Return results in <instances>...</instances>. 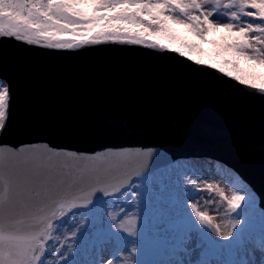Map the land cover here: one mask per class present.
<instances>
[{
	"label": "snow or ice",
	"instance_id": "obj_1",
	"mask_svg": "<svg viewBox=\"0 0 264 264\" xmlns=\"http://www.w3.org/2000/svg\"><path fill=\"white\" fill-rule=\"evenodd\" d=\"M177 28L202 42L223 29L228 37L221 53L228 58H200L199 45ZM3 39L52 50L143 46L175 53L264 94V78L239 67L244 61L264 68V0H0ZM14 95L11 81L0 77V264H128L129 258L144 264L138 254L148 241L171 255L169 264H264V201L250 185L242 194L238 175L229 181L231 195L209 182L217 179L212 169L219 172L220 162L204 158L202 165L193 160L180 168L170 160L158 172L157 158L152 168L112 183L119 165L108 157L121 151L3 142ZM139 205L150 215L143 239L124 221ZM200 205L222 212L223 228ZM74 247H86L92 258L72 259Z\"/></svg>",
	"mask_w": 264,
	"mask_h": 264
},
{
	"label": "water",
	"instance_id": "obj_2",
	"mask_svg": "<svg viewBox=\"0 0 264 264\" xmlns=\"http://www.w3.org/2000/svg\"><path fill=\"white\" fill-rule=\"evenodd\" d=\"M0 77L15 93L5 143L121 151L108 157L119 165L112 183L152 168L157 158L153 167L161 168L170 160L211 158L233 168L264 201L259 90L175 53L120 44L52 50L3 39Z\"/></svg>",
	"mask_w": 264,
	"mask_h": 264
},
{
	"label": "rangeland",
	"instance_id": "obj_3",
	"mask_svg": "<svg viewBox=\"0 0 264 264\" xmlns=\"http://www.w3.org/2000/svg\"><path fill=\"white\" fill-rule=\"evenodd\" d=\"M88 11L89 12L91 11L90 7H89ZM211 32H212V34L214 35L215 38H222L224 41H226V39L228 37V34L223 29H214ZM191 42H194L197 45H199V47L201 49V51L199 53H197V55L200 58L209 61L208 57L206 56V49H208V46H209V43L206 41V38H205V42H202V41H200L198 39H192ZM239 67L242 68L241 63H239ZM193 160L199 161L201 163V165H202L204 159H181V160L177 161L176 164L180 168H187L193 162ZM220 165H221V170L219 172H216V169L214 167L212 169L213 172L216 174L217 179L214 180V181H209V182H214V183L219 184V186L225 190V193L227 195H231L232 189L230 187L229 181L235 179L237 177V174L232 169L227 167L226 165H224L222 163H220ZM160 171H163V169H160L158 172H160ZM240 180L242 182H244L241 178H240ZM245 185H248V184L246 182H244V183H241L239 185L241 187V189H242V194H244L243 193V189L245 188ZM200 206L203 207L204 210L209 211V214L212 215L216 219V222L221 223V227L223 228V226H224L223 225V221L226 218L224 217L222 212L219 215H217L216 212L212 211L206 205H200ZM109 211L113 215H116L118 217L121 215V213L119 211H116L114 209L110 208ZM128 215L131 216L132 219H137L139 217L141 219V221L142 220L147 221L148 219H150V215H149V213L147 211L144 210L143 205H139L138 207L133 208L132 212H130ZM152 215H154V213ZM256 220L258 222H260L259 221V217H257ZM124 221H125V227L130 229V227H129L128 223H127V221H128L127 220V216L124 217ZM64 231H67V230L65 229ZM68 235H71V233L69 232ZM121 235H125V233L121 232ZM103 236H104V234H101L98 237V239L103 238ZM68 243H73L74 244L73 241H68ZM146 245L149 248L151 247L150 248V252H151V254H150V264H153L155 261H158L159 263H161L160 261L162 260V258L167 253L162 249L161 246L157 245L156 243H154L152 241H148ZM145 249H146V246L142 244L139 254H141L142 251L145 250ZM146 251H147V249H146ZM125 256H127V253H126ZM91 258H92V254L87 251L86 247H81L80 249H77L75 247L73 248L72 259L77 260V261H85V260L91 259ZM129 259H131V258H129ZM172 259L173 258L171 257V255L167 254V256L165 257V263L169 264V261H171ZM224 259H225V261H228L231 258L225 256ZM73 264H75V262H73ZM85 264H86V262H85ZM133 264H135V263H133Z\"/></svg>",
	"mask_w": 264,
	"mask_h": 264
},
{
	"label": "trees",
	"instance_id": "obj_4",
	"mask_svg": "<svg viewBox=\"0 0 264 264\" xmlns=\"http://www.w3.org/2000/svg\"><path fill=\"white\" fill-rule=\"evenodd\" d=\"M181 30V29H180ZM182 36H184L185 37V39L186 40H188L189 41V39H190V37H193V36H191L190 34H188L184 29H182ZM215 44H216V46L217 47H219V49H220V57H221V59H227L228 57L227 56H225V55H223L222 53H221V48H222V45L224 44L222 41H215ZM244 68L247 70V71H255L256 73H257V75L259 76V77H261V78H264V75H263V73L261 72V70H260V68L259 67H257V68H255V69H251L250 67H249V65L247 64V63H245V65H244Z\"/></svg>",
	"mask_w": 264,
	"mask_h": 264
}]
</instances>
